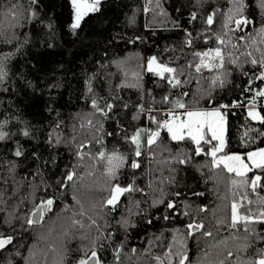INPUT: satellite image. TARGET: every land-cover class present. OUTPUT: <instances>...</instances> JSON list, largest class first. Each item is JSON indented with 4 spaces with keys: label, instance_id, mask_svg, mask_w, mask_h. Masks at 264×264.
Here are the masks:
<instances>
[{
    "label": "trees",
    "instance_id": "trees-1",
    "mask_svg": "<svg viewBox=\"0 0 264 264\" xmlns=\"http://www.w3.org/2000/svg\"><path fill=\"white\" fill-rule=\"evenodd\" d=\"M245 3L250 23L235 28L240 17L233 14L225 28L233 0H100L98 10L73 29L71 0H0V60L7 72L0 81V131L7 133L0 140V232L14 238L0 249V264H78L93 250L95 264H178L176 253L185 250L186 264L260 258L256 250L264 249V240L245 233L243 222L229 225L233 201L253 212L264 209V170L252 169L244 185V177L212 165L208 153L215 141H202L196 155L193 141H174L157 128L170 109L183 110L175 108L177 100L188 109L229 105L222 109L225 147L217 155L245 157L264 146V121L248 115L255 97L254 108L264 116V97L256 96L264 66L251 63L264 51V9L259 0ZM216 47L225 56L224 69L196 72L200 58L194 53ZM153 56L177 69L179 86L167 82L174 74L147 70ZM225 71L223 86L213 85L211 78ZM141 129L136 157L131 137ZM149 129L160 131L152 145ZM113 153L126 159L107 183V156ZM133 160L139 168L131 167ZM69 171L76 173L72 182L65 179ZM255 175L262 179L253 191ZM115 183L134 190L113 207L106 199ZM48 199L54 203L39 223L28 224ZM192 222L204 227L189 236ZM255 229L264 234V223ZM246 236L252 245L247 251Z\"/></svg>",
    "mask_w": 264,
    "mask_h": 264
},
{
    "label": "snow or ice",
    "instance_id": "snow-or-ice-1",
    "mask_svg": "<svg viewBox=\"0 0 264 264\" xmlns=\"http://www.w3.org/2000/svg\"><path fill=\"white\" fill-rule=\"evenodd\" d=\"M72 6L75 10V18L74 22L72 23L71 27L73 29H76L80 26L81 20L84 18L85 15H87L89 12H95L98 10V5L100 4V0H93L92 3H88L87 0H71ZM199 3L200 0H197ZM236 7L234 9H230L229 16L227 20L224 23V27L227 28L229 23L233 22V14L239 15V19H236L234 22L236 24L237 28H240L242 26H246L250 23L248 18L243 15L244 10L247 7V4L245 3V0H233ZM260 7L264 9V0H259ZM195 13L192 15V19H195ZM207 24L211 25L213 24V15L210 14L207 17ZM260 33L264 35V28L260 29ZM240 39H243L241 37ZM217 40L220 44H224L225 41L217 36ZM191 43V41H188ZM255 42V41H254ZM264 42V41H262ZM235 48L236 45H233ZM259 51V49H257ZM229 57H231V53L228 54ZM248 55H251V53H248ZM194 56L200 58V63L195 65L196 72H201L202 67L203 68H210V69H224L225 67V56L222 54V50L220 47H216L215 49H209L205 52H196L194 53ZM7 57H4V60H6ZM219 61L216 63L215 61ZM231 63H236L235 59L231 60ZM251 63L253 65L260 63L262 66H264V51L261 52L260 60L257 61L256 59H252ZM147 70L149 72H153L156 75L160 77H164L165 73L174 74L167 78V82L172 85L173 87L179 86L181 84V80L175 75L177 73V69L167 66L166 64L158 63L157 58L155 56L151 57L147 61ZM7 75L5 65L3 60H0V81L3 80V78ZM228 73L221 72L211 78V82L213 85H219L223 86V84L226 82L222 77H226ZM256 79L264 80V70L260 71L259 75L256 76ZM184 95H187V93H184ZM256 96L264 97V89H261L260 91L256 92ZM168 97H164V101L168 102ZM253 108L249 109L248 115L253 120H261L264 121V116H262L259 112H257L254 108L255 105V97H253L252 100ZM93 105L95 106V101H93ZM234 106H242L240 104H236ZM111 107V105H109ZM229 105H220L219 107H214L210 110L208 109H194V110H188V106H186L184 103L177 100L175 102V108L184 109V112L180 115H177L174 110H169V117L170 119H166L162 122H157V128H165L167 130V133L170 134L171 139L174 141H182L185 140V138L190 139L196 144L195 153L196 155H199L203 148L201 147V142L205 144H213V141H216L218 143L214 144L208 153L212 157V165L214 167H220L223 165V168L226 169L228 173H235L237 176L244 177L243 181L241 182L244 185L248 184L247 179V173L252 171V169H261L264 170V148H256L253 151H250L246 154V159L248 163L245 162V157L239 154H225L218 157V153L223 152L225 147V137H224V130L226 125V113L222 111V109L228 108ZM102 111V110H101ZM153 121H155V117H152ZM6 123V122H5ZM89 123H91L89 121ZM3 127V124H0V128ZM145 130H137V132L131 137V141L136 145L135 150V156L140 157L141 156V150H140V133ZM148 131V144L152 145L155 143L156 138L160 137V131H151L150 129ZM210 134V137L208 136ZM24 135H28L27 132H24ZM247 135V133H245ZM261 135H264V133H261ZM7 137V133H4L3 131H0V140H3ZM83 147V145H81ZM17 156L22 155V152L17 149L16 153ZM78 155H80L78 153ZM100 157H104L105 153L100 152ZM125 157L123 155H118L116 153H113L111 155L107 156V173L109 179L106 181L107 183H111L113 179L116 178V170L120 168L125 161ZM187 160L181 159L179 160V163H187ZM249 163L251 164V167H249ZM131 167L133 169L139 168L140 165L135 160L132 161ZM91 175V173H89ZM74 177H76V173L74 171H69L66 175V180L69 182L74 181ZM78 179H83V177H77ZM260 175H255L251 180V187L252 190L255 191L257 188V185L261 181ZM238 182L236 180H232V184L236 185ZM134 190L133 185H128L127 187H122L119 183H115L112 185L109 191V196L106 199V203L108 205H112L113 207L116 206L117 202L119 201L120 197L129 191ZM177 196L179 193L176 194ZM196 195H203V193H197ZM79 202V201H78ZM54 201L53 199H48L46 202H42L41 205L37 206V210L33 213L36 217H43V214L45 211L48 210L53 205ZM253 202L248 201V204L251 205ZM264 204V200L261 202ZM167 207L169 209H172L175 207V205L170 201L167 204ZM204 209H201L203 211ZM185 215H188L187 212L184 213ZM165 219H168L167 216L164 217ZM8 221H6L7 223ZM243 222V228L245 233L251 234L255 236L256 239L264 240V234H260L256 232L255 224L257 223H264V209L260 210L259 212H253L251 207H243L240 203H237L236 201H233L231 204V223L229 225L230 228H237L240 223ZM28 224L33 223H39V220H33L31 218L27 221ZM74 224L80 223V221H73ZM223 219L217 220V224H223ZM92 224L95 225L96 221L92 220ZM81 227H84L83 224L80 225ZM91 226V225H90ZM190 231L188 232V235H192L191 230H199L204 227L203 223H189L186 226ZM204 236H212V232L205 231L203 232ZM13 236L11 235H5L4 233L0 232V249H4L6 245L10 244L13 240ZM82 239H87V237H82ZM252 247L251 242L248 240V237H245V243L243 245V250L247 251ZM257 255L260 256V258L256 261H252L249 259L246 262H240L238 261L237 264H264V249H257L256 250ZM166 255H170L166 254ZM176 255L179 257L178 264H186V261H189V258L187 256L186 250L183 252H177ZM228 256H232L233 253L231 251L228 252ZM97 256V253L95 250L92 251L91 256L88 258V260H91L92 258H95ZM88 260L80 259L78 261V264H88ZM96 264H100L99 260H97ZM190 264V262H189ZM219 264H225L224 260L219 261Z\"/></svg>",
    "mask_w": 264,
    "mask_h": 264
},
{
    "label": "rangeland",
    "instance_id": "rangeland-1",
    "mask_svg": "<svg viewBox=\"0 0 264 264\" xmlns=\"http://www.w3.org/2000/svg\"><path fill=\"white\" fill-rule=\"evenodd\" d=\"M87 2L88 3H92L93 2V0H87ZM262 89H264V85H263V87H262ZM210 109H212V108H209L208 110H210ZM188 110H194V109H188ZM223 111V110H222ZM177 115H180V114H182L183 112H184V109L183 110H181V111H174ZM224 112V111H223ZM167 119H170V117H169V113H168V117H167ZM169 134V133H168ZM209 136H210V134H208ZM169 136H170V134H169ZM171 137V136H170ZM224 137H225V130H224ZM216 143H218V142H216L215 141V144ZM259 148H264V146H261V147H259ZM211 150V149H210ZM255 150V149H254ZM251 151H253V150H251ZM210 152V151H209ZM248 152H250V151H248ZM247 152V153H248ZM246 153V154H247ZM246 154H245V162L246 163H248V161H247V159H246ZM219 157V156H218ZM249 167H251V164L249 163Z\"/></svg>",
    "mask_w": 264,
    "mask_h": 264
},
{
    "label": "water",
    "instance_id": "water-1",
    "mask_svg": "<svg viewBox=\"0 0 264 264\" xmlns=\"http://www.w3.org/2000/svg\"><path fill=\"white\" fill-rule=\"evenodd\" d=\"M235 28H237V27H236V24H235ZM44 214H45V212H44ZM44 214H43V215H44ZM31 219H33V220L35 221V220H37V219L39 220L40 217H36V216H34V215L32 214ZM191 231H192V233H194V232L197 231V230H191ZM89 262H90V261H88V263H89ZM91 262H92L91 264H95V259L92 258V259H91ZM89 264H90V263H89Z\"/></svg>",
    "mask_w": 264,
    "mask_h": 264
},
{
    "label": "crops",
    "instance_id": "crops-1",
    "mask_svg": "<svg viewBox=\"0 0 264 264\" xmlns=\"http://www.w3.org/2000/svg\"><path fill=\"white\" fill-rule=\"evenodd\" d=\"M75 18V17H74Z\"/></svg>",
    "mask_w": 264,
    "mask_h": 264
}]
</instances>
